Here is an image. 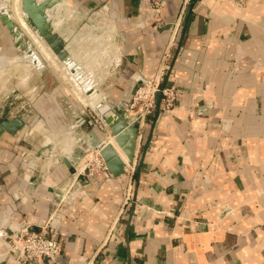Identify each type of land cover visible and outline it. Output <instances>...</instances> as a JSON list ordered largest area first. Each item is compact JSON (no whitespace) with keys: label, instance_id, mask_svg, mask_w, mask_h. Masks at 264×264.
I'll list each match as a JSON object with an SVG mask.
<instances>
[{"label":"crops","instance_id":"1","mask_svg":"<svg viewBox=\"0 0 264 264\" xmlns=\"http://www.w3.org/2000/svg\"><path fill=\"white\" fill-rule=\"evenodd\" d=\"M63 1L71 18V4L75 19L103 11L118 40L123 68L102 89L115 111L166 59L177 100L149 118L125 175L82 181L62 204L61 224L50 225L62 244L56 264H264V0H197L170 45L168 31L141 22L143 0ZM182 5L168 0V23ZM71 33L81 35L64 26L62 37ZM57 110L62 123L60 102ZM47 123L35 120L8 145L0 138V216L13 228L46 225L71 176L64 163L47 177L27 172L25 154L45 145L31 133Z\"/></svg>","mask_w":264,"mask_h":264},{"label":"rangeland","instance_id":"2","mask_svg":"<svg viewBox=\"0 0 264 264\" xmlns=\"http://www.w3.org/2000/svg\"><path fill=\"white\" fill-rule=\"evenodd\" d=\"M10 3L11 0L9 1V8L11 10ZM71 6L74 5L71 4ZM102 12L103 11L98 10L97 14H95L94 16L91 15L84 19L83 18L75 19V16H73L72 18L67 16L69 11L68 12L65 11L63 12V15L61 14L60 17H62V19L65 20L63 23L64 26L69 28H74L76 33H79V31L82 32L83 28H85L87 25L88 28L87 29L85 28L86 34L81 39L82 42L80 41L79 42L80 44L78 43L77 44L78 46L76 45L74 51L76 54L83 55V57H81V59L83 58L82 60H84L83 62H85V59L86 62L90 60L88 62L89 64L87 63L88 65H86L87 67L85 65L84 66L86 67V69H88V67L89 68L93 67L92 69H88V70L89 71L91 70L93 76L95 74L96 75L94 77L89 74L87 75H89L91 78H93L94 81L97 82V86L100 87V90L107 95V102L113 106L115 104L113 98L108 92H104V90L102 89L106 90L110 87V83H111L110 78L112 79L114 77L115 72L123 68V64H120L118 67L116 65L117 63L116 60L119 61L121 55L119 50L118 40L116 39V37L113 38L114 37L113 32H110L112 31L111 28L109 27L110 29H107L108 28L106 26L107 21L104 18ZM88 18L89 19L92 18V21H90ZM0 27H3L1 23H0ZM19 28L24 33V31L20 26ZM90 34H92L93 36H91ZM108 34H110V36ZM24 35L29 39V37L25 33ZM72 35L73 33H71L70 35L71 39H68L67 37H66L67 39L64 38L65 40H67V43L73 40ZM94 36H97L98 39H96V37ZM92 37H94V39H92ZM90 39L94 41H91ZM87 41L90 43H86ZM32 45L34 46L33 43ZM94 46H97L98 48L97 47L94 48ZM117 49L119 50V52ZM71 55L74 58V53ZM18 56L19 55L17 51L14 50L13 38L9 35L7 30L4 29L3 33L0 34V64L5 66L4 68L0 69V123L4 120L14 119L17 116H25L26 118H28L29 123L33 124L35 120H40L41 118H43V116H47L49 118V121L51 122V123H47L49 126L46 125L47 131L42 132L43 134L41 135L38 134L37 132H34L36 133V135H38L37 142L42 140V142L49 143L48 144L49 146L47 148L45 149L41 148L40 150H38V152L41 153V160L38 163V169L40 170L42 166H44L46 163L48 164V162L51 161V159L46 161V158H49L50 156L43 155L42 152L44 150L45 151L47 150L48 152L56 153L57 155H59V157L62 156L63 153L67 152L66 154L68 155V153L71 154L73 152V156L75 157V161L73 162V167L74 169L76 168L78 169L82 163H87L89 161L90 154L94 153V150H90L89 152H84L81 149H79L77 147L78 145L74 143V140H72V137L69 135V132L66 129L70 125V123H72V111L83 109L85 106L90 105L91 103H89L88 99L87 100L85 99L86 96L84 94L81 95V92L78 91L77 87H75L76 85L73 84L74 82H72L71 79L62 77V74L59 73L57 70H55V68L53 67L54 64L48 63L46 60H44V58L41 55L40 56L45 61V69L43 71H39L34 67L32 68L29 65H26L28 61L27 62L19 61L17 59L19 58ZM114 57L116 59H114ZM94 58L95 60H93ZM10 61L13 64H10L9 63ZM94 62H96L95 65ZM78 64L81 65L86 72L84 66L80 63ZM96 64L99 65L97 66ZM93 69L94 70L97 69V71H94ZM101 74L103 75L101 76ZM147 81L148 79L146 80V82ZM75 82L77 83L76 80ZM145 83L139 85L136 88V90L140 86L144 87L146 85ZM77 85L79 84L77 83ZM80 96L85 98H81ZM83 99L85 102L82 101ZM58 102H60L65 109V116H64L65 118L63 121L64 123L63 122L56 123L59 118V114L57 110ZM68 102H70V104L74 106V109L67 108ZM80 132L83 134V131L81 130L78 131L77 133L80 134ZM50 135L51 136L54 135L53 141H50V137H51ZM66 135H68L69 137L67 136L68 137L67 138ZM4 136L7 138H5V140H3L2 142L8 145L10 141L9 135L5 134ZM102 138L103 139L106 138V141H108L107 136L105 137L102 136ZM62 142L64 146L62 145ZM34 145H36L35 142ZM69 149H71L70 152L67 151ZM54 169L55 168H51L50 173H52ZM74 173L75 171H71V175ZM80 187L78 190H81ZM61 200H62V196H60L56 202L58 204H64V202L61 203Z\"/></svg>","mask_w":264,"mask_h":264},{"label":"built area","instance_id":"3","mask_svg":"<svg viewBox=\"0 0 264 264\" xmlns=\"http://www.w3.org/2000/svg\"><path fill=\"white\" fill-rule=\"evenodd\" d=\"M192 1L193 0H183L181 13L178 19L172 23H168L163 15L168 0H143L140 7L141 22L145 26L157 31L170 25V29L168 30L170 33V45L175 41ZM167 54L165 55V59L169 56ZM120 64H122L121 55L118 63H116L117 67ZM170 71L171 66L169 64V59H166V62L162 65L158 73L154 77L148 79L144 87L140 86L132 97L128 119L131 124L137 125L139 145L142 143L149 118L157 111L160 113H168L175 105V101L177 100L175 87H169L167 85L164 90V100L160 107L156 99L159 86L163 79L170 74ZM80 111L86 118L89 128L104 137L109 135L110 130L108 125L97 111L93 110L89 105L85 106ZM33 133L34 132L31 134ZM25 136H27V134H25ZM25 139L27 140V138ZM78 143L79 145L77 147L79 149L84 152H89L83 146V138L79 139ZM44 144L43 149L49 146L48 142H44ZM42 154L50 156L46 158V161L50 159L51 161L42 166L40 170L38 169V163L41 160V153L38 152L36 148H32L25 154L24 157L28 165V173L35 175L37 172L39 173L45 169V177L50 174L48 169L50 166L52 167V161L56 160L55 156L57 154L48 152L47 150H44ZM74 171L75 173L70 176L68 184L58 190V197L62 196L61 203L75 200L78 197L80 194L78 189L83 181L82 178H85L87 181L96 178L99 175L108 173V168L101 154L94 152L90 154V159L87 163H82L81 166ZM128 200H130V195L128 196L127 201ZM61 206L62 204H59L51 215L48 223L40 227L24 223L13 228L11 224L6 225L4 217L0 216V264H40L42 261L48 262L49 264H56L62 255V244L59 240L51 236L50 225L52 223L61 224Z\"/></svg>","mask_w":264,"mask_h":264},{"label":"water","instance_id":"4","mask_svg":"<svg viewBox=\"0 0 264 264\" xmlns=\"http://www.w3.org/2000/svg\"><path fill=\"white\" fill-rule=\"evenodd\" d=\"M9 1L10 0H0V23L14 40V50H16L19 55L17 59L22 62L30 61L32 66L36 67L39 71H43L45 69V61L15 22L9 8ZM61 1L63 0H22V9L32 29L44 39L55 54L58 55L60 61L66 65L84 93L92 100V104L89 106L97 111L108 125L110 136L123 151L128 163H125L111 143H107L106 138H101L96 131L91 130L87 126V120L80 110H73L72 123H70L66 130L74 140V143L79 145V139L83 138V146L85 149L100 153L107 165L109 174L115 178H119L127 173L128 168L126 164L135 161L139 146L137 125L131 124L128 119L130 103L125 105L122 112L118 113L115 111L113 106L107 102V95L97 86V82L87 75L83 67L73 59L68 50L69 42L67 43L64 37L53 30L52 23L48 19V10L53 9ZM196 3L197 0L192 1L190 10L194 8ZM169 29L170 25H167L158 31H168ZM9 63L12 64L11 61ZM169 79L170 74L163 79L159 86V91L156 95L159 107L164 100V90L168 85ZM145 82L146 80H143L140 85ZM70 109H74L73 105L70 106ZM29 125V120L25 116H17L11 120H4L0 123V138L5 134L15 137ZM80 130L83 131V134L77 133ZM148 147L149 144L145 146L143 150L144 153L147 152ZM68 156L69 153L68 155L63 153L60 157L56 155V160L53 161L52 167L50 166L48 170L51 171V168H56L64 163L71 171H74L73 161L71 158H66ZM82 180L87 181L85 178H82Z\"/></svg>","mask_w":264,"mask_h":264},{"label":"bare ground","instance_id":"5","mask_svg":"<svg viewBox=\"0 0 264 264\" xmlns=\"http://www.w3.org/2000/svg\"><path fill=\"white\" fill-rule=\"evenodd\" d=\"M39 1H44V0H39ZM11 10H12V12L11 13H13V18H14V20H16L15 22L17 23V25H19L21 28H22V30L24 31V33L29 37V39L32 41V43L34 44V46L36 47V49H37V51L39 52V54L44 58V60H46L48 63H53L54 65H53V67L55 68V70H57L59 73H61L62 74V77H65V78H69V79H71V81L72 82H74L73 84L74 85H76L75 87H77V89H78V91H80L81 92V95L82 94H84L85 96H86V98L85 97H81V98H85L86 100L88 99V101H89V103H91L92 104V100L84 93V91H82V89H81V87L79 86V85H77V83L75 82V77L73 76H71V73H70V71L67 69V67L65 66V64H62L63 62H61L60 61V59H59V57H58V55L56 56V54H55V52H53V50L51 49V47H49V45L46 43V41L44 40V39H42L33 29H32V27L29 25V23L27 22V20H26V18H25V13H24V11H23V9H22V0H11ZM69 9H70V6H69V3H66V2H64V1H61L60 3H58L53 9H50V10H48V19L50 20V22L52 23V26H53V29L56 31V32H59V34L62 36V32H63V29H64V21L65 20H63L62 19V17H60L61 16V14L63 15V12H65V11H69ZM72 9V8H71ZM87 29V28H86ZM86 29H84V30H82V32H81V35H79L78 37H76L75 39H73V40H71L70 42H69V44H68V50H69V52H70V54H73L74 53V60H76L77 61V63H80V64H82L83 66L85 65H88L89 63V61L88 62H86V59H85V62H83L84 60H82L81 59V57H83V55L82 54H76L75 53V51H74V49H75V47H76V45L81 41V39L84 37V35L86 34ZM108 29V28H107ZM110 32H112V31H110ZM90 33V32H89ZM102 33H103V31H102ZM101 33V34H102ZM105 33V32H104ZM106 34V33H105ZM91 36H93L92 34H90ZM89 35V36H90ZM109 36H110V34H108ZM107 35V36H108ZM100 36V35H99ZM98 36V37H99ZM94 37H96V39H98L97 38V36H94ZM94 37H92V39H94ZM102 37V36H101ZM89 38V37H88ZM110 38V37H109ZM91 40V39H90ZM105 40V39H104ZM111 40V39H110ZM91 41H94V40H91ZM82 42V41H81ZM96 42V41H95ZM106 42V41H105ZM86 43H90V42H86ZM111 43V42H110ZM80 44V43H79ZM97 44H98V42H97ZM112 44V43H111ZM83 45V44H82ZM108 45V44H107ZM78 46V45H77ZM113 46V45H112ZM95 47H97V46H94V48ZM111 47V46H110ZM98 48V47H97ZM96 48V49H97ZM112 48V47H111ZM102 49V48H101ZM112 50V49H111ZM114 50V49H113ZM95 51V50H94ZM87 52V51H86ZM101 52V51H100ZM99 52V53H100ZM89 53V52H88ZM102 53V52H101ZM90 54V53H89ZM88 54V55H89ZM117 55H119V54H117ZM90 57V56H89ZM89 57H88V59H89ZM97 59V58H96ZM114 59H116L115 57H114ZM93 60H95V58L93 59ZM17 61V60H16ZM114 61V60H113ZM117 61V63H118V60H116ZM18 62V61H17ZM93 62V61H92ZM14 63H15V61H14ZM88 63V64H87ZM95 63L96 62H94V65H95ZM13 64V63H12ZM91 64V63H90ZM106 64V63H105ZM5 65V64H4ZM26 65H29L30 67H34V66H32V64H31V62L30 61H28V63L26 64ZM97 65V64H96ZM99 65V64H98ZM97 65V66H98ZM84 66V68L86 69V67ZM5 66H3V65H1L0 64V69H2V68H4ZM35 69H37L36 67H34ZM93 67H91V68H89L88 67V69H92ZM94 68H95V66H94ZM88 69H86V72H87V74H89V75H91V76H93V74L91 73V70L89 71ZM38 70V69H37ZM94 70V69H93ZM107 70V69H106ZM31 71H32V69H31ZM94 71H97V69L96 70H94ZM93 71V72H94ZM5 72V71H4ZM99 72V71H98ZM97 72V73H98ZM104 72V71H103ZM104 74H106V73H104ZM96 75V74H95ZM94 75V76H95ZM103 74H101V76H102ZM93 76V77H94ZM108 76V75H107ZM100 77V76H99ZM98 78V77H97ZM103 80V79H102ZM67 81V80H66ZM101 82V81H100ZM79 92V93H80ZM78 95V94H77ZM79 97V96H78ZM83 102H85L84 101V99L82 100ZM85 105V104H84ZM30 126V125H29ZM29 126L28 127H26L25 129H27V128H29ZM24 129V130H25ZM51 136V135H50ZM54 136V135H53ZM53 136H51L50 137V141H53V139H54V137ZM68 135H66V137H67ZM102 136L103 135H101V138H102ZM49 137V136H48ZM65 137V136H64ZM65 137V138H66ZM69 137V136H68ZM67 137V138H68ZM67 140V139H66ZM73 140V139H72ZM107 143H111L114 147H115V149H117V151L119 152V154L121 155V157L123 158V160L125 161V162H127L128 160H127V158H126V156L121 152V150L119 149V147L117 146V144L115 143V140L112 138V137H110L109 139H108V141H107ZM51 144V143H50ZM64 144H66V143H64ZM62 145H63V142H62ZM38 146V145H37ZM64 146V145H63ZM63 148V147H62ZM68 149V148H67ZM67 151H71V149H69V150H67ZM67 153V152H66ZM73 154V152L71 153V154H69V156L68 157H66V158H68V159H70L71 158V155ZM49 163V162H48Z\"/></svg>","mask_w":264,"mask_h":264},{"label":"flooded vegetation","instance_id":"6","mask_svg":"<svg viewBox=\"0 0 264 264\" xmlns=\"http://www.w3.org/2000/svg\"><path fill=\"white\" fill-rule=\"evenodd\" d=\"M72 7L75 9V13H74L73 16L76 17L77 15H80V13H79V9H78L76 6H72ZM82 15H84V14L82 13ZM88 15H89V14H88ZM88 19H89V18H88ZM89 20L92 21V18H90ZM85 28H88L87 25H86ZM66 41H67V40H66ZM15 51H16V50H15ZM70 106H72V105L70 104V102H68V103H67V108L70 109ZM73 108H74V106H73ZM72 112H73V111H72Z\"/></svg>","mask_w":264,"mask_h":264}]
</instances>
